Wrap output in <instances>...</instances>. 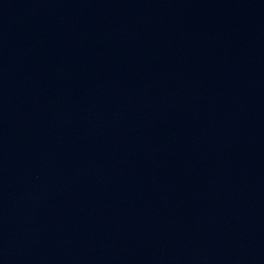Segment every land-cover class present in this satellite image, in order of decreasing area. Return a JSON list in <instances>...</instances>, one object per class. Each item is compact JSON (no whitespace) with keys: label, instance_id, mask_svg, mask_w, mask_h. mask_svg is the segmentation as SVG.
I'll return each mask as SVG.
<instances>
[{"label":"water","instance_id":"95a60500","mask_svg":"<svg viewBox=\"0 0 264 264\" xmlns=\"http://www.w3.org/2000/svg\"><path fill=\"white\" fill-rule=\"evenodd\" d=\"M0 264H264V0H0Z\"/></svg>","mask_w":264,"mask_h":264}]
</instances>
